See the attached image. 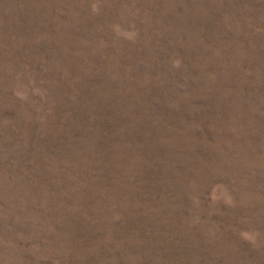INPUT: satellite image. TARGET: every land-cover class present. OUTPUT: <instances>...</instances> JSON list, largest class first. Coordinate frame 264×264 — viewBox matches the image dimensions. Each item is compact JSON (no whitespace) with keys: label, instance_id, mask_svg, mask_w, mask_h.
<instances>
[{"label":"rangeland","instance_id":"rangeland-1","mask_svg":"<svg viewBox=\"0 0 264 264\" xmlns=\"http://www.w3.org/2000/svg\"><path fill=\"white\" fill-rule=\"evenodd\" d=\"M0 264H264V0H0Z\"/></svg>","mask_w":264,"mask_h":264}]
</instances>
